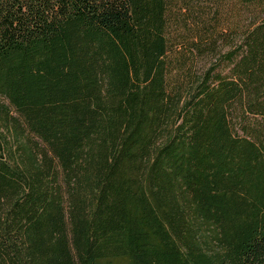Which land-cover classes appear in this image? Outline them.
Instances as JSON below:
<instances>
[{
    "label": "trees",
    "instance_id": "obj_1",
    "mask_svg": "<svg viewBox=\"0 0 264 264\" xmlns=\"http://www.w3.org/2000/svg\"><path fill=\"white\" fill-rule=\"evenodd\" d=\"M0 264H264V0H0Z\"/></svg>",
    "mask_w": 264,
    "mask_h": 264
}]
</instances>
